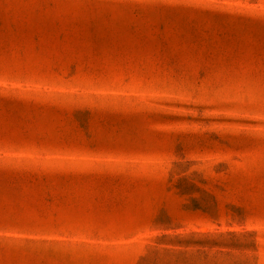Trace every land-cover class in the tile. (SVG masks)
<instances>
[{
    "label": "rangeland",
    "instance_id": "1",
    "mask_svg": "<svg viewBox=\"0 0 264 264\" xmlns=\"http://www.w3.org/2000/svg\"><path fill=\"white\" fill-rule=\"evenodd\" d=\"M0 264H264V0H0Z\"/></svg>",
    "mask_w": 264,
    "mask_h": 264
}]
</instances>
